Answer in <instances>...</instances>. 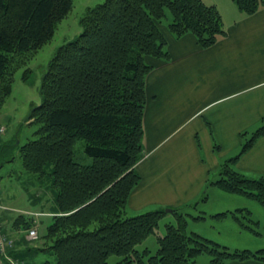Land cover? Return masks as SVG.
Returning <instances> with one entry per match:
<instances>
[{"label": "trees", "instance_id": "1", "mask_svg": "<svg viewBox=\"0 0 264 264\" xmlns=\"http://www.w3.org/2000/svg\"><path fill=\"white\" fill-rule=\"evenodd\" d=\"M233 1L247 15L264 5V0ZM71 9L72 0H0V108L25 57L52 39ZM79 24L81 32L56 48L41 76L39 105L26 118L36 126L34 137L18 142L17 156L10 151L15 145L0 143V153L6 151L0 169L18 159V178L25 174L39 184L47 175L54 193L57 212L40 235L42 246L23 251L43 252L46 259L40 264H110L111 255L120 257L115 264H197L202 254L210 256L208 264L263 259L264 249L231 251L187 232V221L176 209L170 213L175 221L156 237L157 249H141L138 245L155 233L167 212L124 216L130 192L140 181L135 164L142 157L145 80L152 69L145 58L169 59L162 26L175 37L192 34L203 48L215 44L225 35L216 7L201 0H103L85 8ZM22 55L25 61H15ZM260 136L264 122L236 156L221 164L211 183L264 208V177L251 178L231 167ZM228 213L234 214L211 217ZM30 226L23 215L13 221L17 230ZM4 255L0 260L9 264Z\"/></svg>", "mask_w": 264, "mask_h": 264}, {"label": "crops", "instance_id": "2", "mask_svg": "<svg viewBox=\"0 0 264 264\" xmlns=\"http://www.w3.org/2000/svg\"><path fill=\"white\" fill-rule=\"evenodd\" d=\"M228 8L222 21L225 35L212 46L201 47L189 33L175 37L162 26L169 59L145 58L152 69L145 80L142 157L135 164L140 181L124 210L129 209L130 216L163 207L178 210L196 200L194 208L205 218L238 209L250 211L248 200L255 202L211 183L221 164L236 156L244 140L264 122V5L250 15L233 1ZM231 167L251 178L264 177V136ZM54 200L50 190L33 199L32 204H38L33 211L44 217L41 225L47 226L57 212ZM209 201L212 210L206 209ZM4 215L1 208L2 232L7 235ZM20 230L11 229L17 247L24 246ZM16 251L15 255L21 249ZM34 252L24 254L35 257Z\"/></svg>", "mask_w": 264, "mask_h": 264}, {"label": "rangeland", "instance_id": "3", "mask_svg": "<svg viewBox=\"0 0 264 264\" xmlns=\"http://www.w3.org/2000/svg\"><path fill=\"white\" fill-rule=\"evenodd\" d=\"M102 1L103 0H73L72 9L68 15L56 25L52 39L41 48L29 52L25 57L26 61L24 60L25 58H23V55L15 59L17 62L24 60L25 63L15 72L12 92L0 108V143H10L15 145L10 149L13 155H18L16 148L19 144L18 142L23 144L27 139H32L34 137L33 132L36 126L28 124L29 121H26V118L29 111L33 107L39 105L40 79L56 48L61 44L74 39L81 32L82 29L79 24V18L85 8L101 3ZM201 1L208 5L215 6L222 18V21L224 22V19L227 18L225 15L227 11L225 10L229 9L228 6L233 0ZM167 15L168 19H170L169 13H167ZM16 133L19 134L18 138H15ZM82 147L83 141L80 140L76 143V152L79 153ZM5 152L4 150L1 151L0 160L4 159L6 155ZM4 167L0 169V211L2 208V210L4 209V214H6L4 215V225L6 231L8 232L7 235L3 234L0 216L1 235L4 237L6 244V254L4 256L7 258L9 264H40L46 259L45 254L41 251H36L34 252L35 257H29L28 254H24L25 251L22 249L25 247L36 249V247H41L43 244V241L40 239V235L45 232L46 225H41L44 217L41 215H35L33 209L35 206H37L35 208H38V204H32V202L33 199L40 194V192H43L42 190H45V192H43L45 195L49 194V186L47 184L49 177L46 175V181L41 179V183H39L40 185L37 183L36 178H29V176H26L25 174L18 178V174L20 173V164L18 159H16L14 163L7 162ZM5 173L6 175H4ZM248 201L249 210L253 212V215L246 211L238 210L233 211L234 214L228 213L230 216L236 217L246 228H243L242 225L230 216L226 219H218L211 217V215L208 214L209 216L198 219L197 217H202V215L200 211L194 208L196 200L186 204L181 209H178L177 213H180L183 217H185L187 221V232H195L222 246H227L231 249V251L236 248L249 249L252 251L264 249V208L259 206L257 202H252L251 200ZM251 203H255V205L258 206V209L252 206ZM2 204H4V208ZM198 204L201 206V203ZM212 204V201H209L206 209L212 210ZM49 205L50 201L45 205V207L47 208ZM162 209L166 211L168 208L163 207ZM126 211L127 213H124V216H130V210L127 209ZM7 214H9L10 218H7ZM19 214L30 220L31 226L27 230H20L21 232L18 234V237L19 239L22 238L24 246L20 245V247H17L14 245V235H12L11 229L13 228L12 221H14ZM174 219V216L169 213L162 216L159 220L155 233L150 234L138 245V247L141 249L146 247L151 252H154L157 249L156 237L158 235H163L164 225L166 223L174 222ZM256 220L259 221L260 226H257V224L254 223ZM31 228H35L36 230L37 238L35 239L27 237L28 231ZM249 229H253L256 234ZM18 249H21L20 253L14 255V258H11L10 251H15L14 253H16V250ZM29 251L32 253L31 250ZM261 257H264V254ZM119 259L120 257L111 255L108 258V262L110 264H115ZM196 259L197 264H208L210 256L202 254ZM246 260L250 261L251 264H264V258H250ZM246 260L234 259L227 261L226 264H229L231 261Z\"/></svg>", "mask_w": 264, "mask_h": 264}, {"label": "built area", "instance_id": "4", "mask_svg": "<svg viewBox=\"0 0 264 264\" xmlns=\"http://www.w3.org/2000/svg\"><path fill=\"white\" fill-rule=\"evenodd\" d=\"M35 215H39V214L35 213ZM27 237L30 238V239L37 238V233H36L35 228H31L28 231ZM5 248H6V244H5V241H4V237L1 235V223H0V254L1 255H4L5 250H6Z\"/></svg>", "mask_w": 264, "mask_h": 264}, {"label": "water", "instance_id": "5", "mask_svg": "<svg viewBox=\"0 0 264 264\" xmlns=\"http://www.w3.org/2000/svg\"><path fill=\"white\" fill-rule=\"evenodd\" d=\"M166 212H167V213H171V212H172V209L168 208V209H166ZM0 264H5V263H3V262L0 260Z\"/></svg>", "mask_w": 264, "mask_h": 264}]
</instances>
